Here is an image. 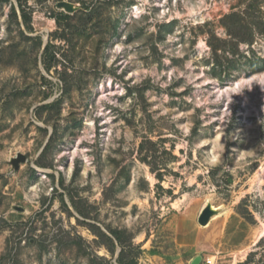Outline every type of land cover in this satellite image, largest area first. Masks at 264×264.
Listing matches in <instances>:
<instances>
[{
	"label": "rangeland",
	"instance_id": "rangeland-1",
	"mask_svg": "<svg viewBox=\"0 0 264 264\" xmlns=\"http://www.w3.org/2000/svg\"><path fill=\"white\" fill-rule=\"evenodd\" d=\"M58 1L26 0L29 30L0 0V264H118L92 226L132 235L128 261L177 264L174 222L206 203L201 242L263 264L264 36L218 51L219 73L207 43L247 0H64L61 25Z\"/></svg>",
	"mask_w": 264,
	"mask_h": 264
},
{
	"label": "trees",
	"instance_id": "trees-1",
	"mask_svg": "<svg viewBox=\"0 0 264 264\" xmlns=\"http://www.w3.org/2000/svg\"><path fill=\"white\" fill-rule=\"evenodd\" d=\"M19 10H20V16L27 27V29H31L30 26V15L25 12V5L24 3L26 0H16ZM85 6V4H84ZM259 8L258 0H247L241 8V10H235L232 11L222 18V24L227 30V33L229 34V39L226 40L224 38H219L215 36L213 33L210 34V37L207 40L208 45L210 46L214 57L216 64L213 65V71L218 73L221 71H225L226 66H222L221 58L228 59L227 67H230L233 65L234 60L232 58H228L227 56H224V52L231 53L234 55L237 52V46L239 43H251V40L253 39L255 34H261L264 36V18H261L259 16H254V12ZM12 16L16 21L18 16L17 12L15 10V7L12 6ZM71 17V13L65 12L64 10H60L57 14L52 15V18L55 20V22L58 25H61L63 22H66ZM53 44L51 41H48L44 45L43 49V65L46 70H49L54 63L56 62V53L52 50ZM218 51L223 52L221 55L218 53ZM150 144H155L154 142L149 140ZM48 147V143L45 145L43 151L40 153L37 164L39 166H45L46 164L42 162V155L46 152ZM149 163V162H148ZM150 164V163H149ZM155 167H151V170H155ZM157 179L159 181L163 180V174L162 172L155 174ZM73 206L75 208L76 205L73 203ZM80 211V210H79ZM83 213V212H81ZM93 231L95 234L100 238V240L96 241L97 244H103L107 250L110 252V254L114 255L117 245L120 246L121 251L119 252L117 256V262L118 264H135V261H128L125 253L126 249L130 245H132V235H128L125 237L123 235V232L121 230H116L109 228L108 231L110 234L104 232L101 230L98 226H92ZM254 253L251 252L248 254L247 258L239 262L238 264H248L250 260L253 258ZM264 264V262H263Z\"/></svg>",
	"mask_w": 264,
	"mask_h": 264
},
{
	"label": "crops",
	"instance_id": "crops-1",
	"mask_svg": "<svg viewBox=\"0 0 264 264\" xmlns=\"http://www.w3.org/2000/svg\"><path fill=\"white\" fill-rule=\"evenodd\" d=\"M200 227L204 226L200 225L197 219L185 218L183 216H180L175 220L172 229L174 230L175 235L174 247L177 251L176 254L179 256L177 264H190L191 260L199 254L202 255L200 264H204L206 256H210V253H204V251L208 249L215 250L217 254L211 255L216 256H227L235 252L243 253L244 255L242 256V258L237 259L234 264H238L239 262L243 261L245 257L243 248L241 249L240 247H237L228 250L224 254H220L219 252L222 251L220 250L222 241L217 244L201 242V235L204 234L203 232L205 231V229H201ZM152 258L155 259V256L153 255Z\"/></svg>",
	"mask_w": 264,
	"mask_h": 264
},
{
	"label": "water",
	"instance_id": "water-1",
	"mask_svg": "<svg viewBox=\"0 0 264 264\" xmlns=\"http://www.w3.org/2000/svg\"><path fill=\"white\" fill-rule=\"evenodd\" d=\"M56 6L57 8L61 9V10H64L65 12H72L74 10V6L73 4H71L70 2H67V1H58L56 3ZM46 44V43H45ZM44 44V45H45ZM27 158L25 156V154L23 153H20L18 152L16 154V156L12 159V164H14L15 167H18L19 165V162H24L26 161ZM217 212V210H213L211 205L210 204H206L202 209L201 211L199 212V215H198V223L200 225H206L209 221V219ZM120 249L117 250V253L119 252ZM201 260H202V255L199 254L197 256H195L192 260H191V263L190 264H200L201 263Z\"/></svg>",
	"mask_w": 264,
	"mask_h": 264
},
{
	"label": "bare ground",
	"instance_id": "bare-ground-1",
	"mask_svg": "<svg viewBox=\"0 0 264 264\" xmlns=\"http://www.w3.org/2000/svg\"><path fill=\"white\" fill-rule=\"evenodd\" d=\"M206 204H208V203H206ZM211 207H212L213 210H217V207H215L214 205H211ZM217 213H218V212H217ZM219 215H220V214L213 215L212 218H215V217H217V216H219ZM256 241H257V240H256ZM213 256H214V255H212L211 258H213Z\"/></svg>",
	"mask_w": 264,
	"mask_h": 264
},
{
	"label": "built area",
	"instance_id": "built-area-1",
	"mask_svg": "<svg viewBox=\"0 0 264 264\" xmlns=\"http://www.w3.org/2000/svg\"><path fill=\"white\" fill-rule=\"evenodd\" d=\"M205 261H206V264H211V263L208 261V257L205 258Z\"/></svg>",
	"mask_w": 264,
	"mask_h": 264
}]
</instances>
